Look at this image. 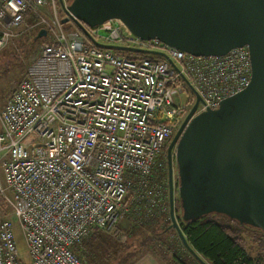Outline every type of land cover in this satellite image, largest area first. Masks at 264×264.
Masks as SVG:
<instances>
[{"label":"built area","instance_id":"built-area-1","mask_svg":"<svg viewBox=\"0 0 264 264\" xmlns=\"http://www.w3.org/2000/svg\"><path fill=\"white\" fill-rule=\"evenodd\" d=\"M56 1L0 0V53L32 28L48 38L0 110V264H87L76 247L128 215L131 190L132 203L153 212L163 185L145 180L164 175L165 148L196 95L194 116L243 91L252 75L246 47L195 56L137 38L119 20L85 28L163 60L89 46L65 28Z\"/></svg>","mask_w":264,"mask_h":264},{"label":"water","instance_id":"water-1","mask_svg":"<svg viewBox=\"0 0 264 264\" xmlns=\"http://www.w3.org/2000/svg\"><path fill=\"white\" fill-rule=\"evenodd\" d=\"M67 17L99 48L146 52L101 43L85 26L119 20L137 38L157 39L195 56H223L246 47L252 75L240 93L218 108L195 115L200 96L168 147L170 217L186 249L209 264L188 242L176 216L173 159L185 223L212 214L264 233V0H59ZM42 29L38 37L46 36ZM169 62L172 61L169 59ZM175 148V152L173 151Z\"/></svg>","mask_w":264,"mask_h":264},{"label":"rangeland","instance_id":"rangeland-1","mask_svg":"<svg viewBox=\"0 0 264 264\" xmlns=\"http://www.w3.org/2000/svg\"><path fill=\"white\" fill-rule=\"evenodd\" d=\"M64 2L68 4L71 2V0H64ZM44 11H46L47 15L51 14L48 9H44ZM57 14L59 18H64L63 9L58 4ZM47 18L49 17L47 16ZM28 22L29 24H32L33 22H35V19L28 20ZM100 34L104 38L108 36V34L105 32H100ZM35 35H37L36 28L27 30L25 34H20L17 38L10 42L9 45L0 53V110L4 107L9 95L16 89V87H18L19 83L25 76L27 69L40 53L43 44L47 42L45 38H40L37 40L36 38H34ZM102 37L101 42L103 43H115L118 45L127 46V44L124 42L110 41L107 40V38L104 39ZM181 125L182 124L177 126L174 134L168 141L165 148L164 156L166 159V168L164 170V175L156 174L153 175V178H148L145 180L146 183H152V186L150 187L151 189H153L154 182L163 185V194L156 197V204L155 202H153L155 204V206L153 207V212L146 215V210L148 206H150V204L146 205L147 201H145L141 205L132 203L131 199L134 191L131 190L130 197H128L125 201V203H127V207H129V213L126 217L121 219V221H123L121 223V229L119 230L118 234H105L104 238L100 239L99 243L95 244V246L92 247L89 251L86 247H84V245L91 239L93 233L91 232L88 237H86L82 241V243L76 247V252L82 260L89 261L92 264H123L124 260L126 259V256L124 254L129 255L131 253H136L144 248L152 249L151 245L147 246L148 241L145 240L146 236L151 239L156 238L155 230H159L163 231L160 236H164V238L166 237L165 239L168 242L167 251L169 255H171L172 252L173 255L175 253L178 258L184 260L187 264H198V262L193 259L191 253L183 245L175 229H169L171 225V217L169 193V163L167 154L168 147ZM173 151L175 152V148ZM173 170L174 185L176 186L174 194L175 202L177 204L176 216L178 218L181 217L182 219V211L179 203L178 177L175 159H173ZM156 208H158V210L154 212ZM178 222L180 221L178 220ZM242 226H246L248 230V227H251L247 225ZM166 227L167 229H165ZM114 230H116V228L109 232H114ZM16 232L19 241L20 252L25 260L29 261V256L27 253L25 241L21 234V230L17 229ZM122 235H126V239L124 241L120 240V236Z\"/></svg>","mask_w":264,"mask_h":264},{"label":"trees","instance_id":"trees-1","mask_svg":"<svg viewBox=\"0 0 264 264\" xmlns=\"http://www.w3.org/2000/svg\"><path fill=\"white\" fill-rule=\"evenodd\" d=\"M65 28L83 34L81 29L72 21L67 22ZM34 38L37 39V35ZM85 41L89 46H96L86 36ZM113 51L118 55L128 57L135 61H141L145 58L155 61L163 60L160 56L146 52L131 53L120 50ZM178 220L189 244L209 264H264V233L259 229L248 227L251 230L249 231L246 226H242L227 217L215 214L188 223L183 222L181 217ZM122 221L115 227L116 230L114 232L94 229L91 239L85 243L84 247L90 251L95 244L99 243L100 239L104 238L105 234H118ZM162 232L155 230L156 238L151 239L146 236L145 240L148 241L147 246L151 245L154 252L162 257H167V261L171 264H187L184 260L178 258L175 253L173 255L171 252V255H169L166 237L160 236ZM85 262L92 264L89 261Z\"/></svg>","mask_w":264,"mask_h":264},{"label":"crops","instance_id":"crops-1","mask_svg":"<svg viewBox=\"0 0 264 264\" xmlns=\"http://www.w3.org/2000/svg\"><path fill=\"white\" fill-rule=\"evenodd\" d=\"M41 30H42L41 28L39 30H37V40L40 38H45L47 41L45 44H47L48 43L47 34H46V36L38 37ZM34 60H33V62H34ZM27 71H28V69H27ZM26 77H27V72H26L25 76L23 77V79ZM11 94L9 95V97L11 96ZM124 255L126 256V259L124 260L123 264H171L167 261V257H162V256L158 255L156 252H154L150 248L149 249L144 248L141 251H138L136 253L129 254V255L124 254ZM193 259L196 260L198 262V264H201L194 256H193Z\"/></svg>","mask_w":264,"mask_h":264}]
</instances>
